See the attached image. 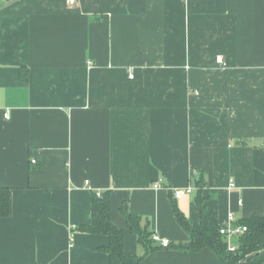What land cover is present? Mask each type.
<instances>
[{"label": "crops", "instance_id": "obj_1", "mask_svg": "<svg viewBox=\"0 0 264 264\" xmlns=\"http://www.w3.org/2000/svg\"><path fill=\"white\" fill-rule=\"evenodd\" d=\"M201 175L220 228L264 216V0H0V264H110L106 192L140 264H222L182 248Z\"/></svg>", "mask_w": 264, "mask_h": 264}, {"label": "trees", "instance_id": "obj_2", "mask_svg": "<svg viewBox=\"0 0 264 264\" xmlns=\"http://www.w3.org/2000/svg\"><path fill=\"white\" fill-rule=\"evenodd\" d=\"M205 180L199 176L197 181L198 193L195 199L197 210L201 220L197 224H191L184 214L174 205L177 220L189 234V242L182 246L189 251H200L208 248L220 259L222 264H238L241 260L255 252H262L252 258L246 264H264V216L253 215L241 225L247 227V231L235 240L237 249L230 251L225 238L220 234L217 214L209 211L205 206V198L202 189ZM121 212L127 219L132 232H134L141 244L146 248V254L155 250L153 234L148 225H141V218L130 212L128 203H124ZM10 214V191L0 189V218ZM79 231L89 234L106 235L110 243L103 249L110 256V264H140L144 256L129 253L125 250V231L118 228L111 219V193L106 192L98 196L94 195L92 201L91 222L79 227Z\"/></svg>", "mask_w": 264, "mask_h": 264}, {"label": "built area", "instance_id": "obj_3", "mask_svg": "<svg viewBox=\"0 0 264 264\" xmlns=\"http://www.w3.org/2000/svg\"><path fill=\"white\" fill-rule=\"evenodd\" d=\"M70 4L72 5L75 4V0H70ZM218 62L222 63V59L218 58ZM133 77L134 76H130V79H133ZM8 116L9 114L7 113L6 117ZM33 162L36 163V161H33ZM86 185H89V182H86ZM232 186H233V183H232ZM162 187L163 186H162L161 180H159L158 182L154 184L155 189H161ZM192 192H193V189L188 188L187 190H185V192L181 190H175L174 194H175L176 199L181 200L186 194H191ZM229 221L231 223L229 226L220 228V234L225 238L228 244V249L230 251H235L237 249L235 240L239 238L240 236H242L247 231V227L242 226V225L233 224L235 222V218L233 214H230ZM152 240L155 243H160L161 246L164 248L170 247V242L168 240L161 238L158 234H153Z\"/></svg>", "mask_w": 264, "mask_h": 264}, {"label": "water", "instance_id": "obj_4", "mask_svg": "<svg viewBox=\"0 0 264 264\" xmlns=\"http://www.w3.org/2000/svg\"><path fill=\"white\" fill-rule=\"evenodd\" d=\"M260 253H262V252H255V253H253L251 255H248L246 258H244L243 260H241L238 264H246L248 261H250L252 258H254L257 255H259Z\"/></svg>", "mask_w": 264, "mask_h": 264}]
</instances>
